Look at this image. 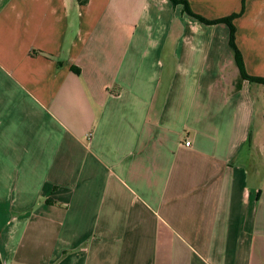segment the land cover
<instances>
[{"label": "crops", "instance_id": "0c3cea01", "mask_svg": "<svg viewBox=\"0 0 264 264\" xmlns=\"http://www.w3.org/2000/svg\"><path fill=\"white\" fill-rule=\"evenodd\" d=\"M233 24L264 78V0ZM228 40L170 0H0V264H264L263 86Z\"/></svg>", "mask_w": 264, "mask_h": 264}, {"label": "trees", "instance_id": "16d2710c", "mask_svg": "<svg viewBox=\"0 0 264 264\" xmlns=\"http://www.w3.org/2000/svg\"><path fill=\"white\" fill-rule=\"evenodd\" d=\"M170 1L173 5H182L183 11L186 15H188L189 17L197 20L198 22H200L204 25H208V26H214V25H219V24L226 25L228 27V30H229L228 46H229V48L233 54L234 61L238 67V70L240 73V78L249 84H255V85H260V86L264 87V78L251 77V76L246 74V72L244 70V65H243L241 54L235 45L236 30H235L233 22L235 19L239 18L242 15L243 9H244V0L242 1L241 10L239 13H234L228 17L213 20V21L206 20V19L202 18L201 16L194 14L190 10L186 1H183V0H170ZM76 2L78 5L84 6L87 4L88 0H76Z\"/></svg>", "mask_w": 264, "mask_h": 264}, {"label": "rangeland", "instance_id": "374dc122", "mask_svg": "<svg viewBox=\"0 0 264 264\" xmlns=\"http://www.w3.org/2000/svg\"><path fill=\"white\" fill-rule=\"evenodd\" d=\"M253 88H258L254 93V99L256 104L255 117L253 123V140L255 143H264V121H263V111H264V87L254 86ZM261 144V143H260Z\"/></svg>", "mask_w": 264, "mask_h": 264}, {"label": "built area", "instance_id": "2783aa9c", "mask_svg": "<svg viewBox=\"0 0 264 264\" xmlns=\"http://www.w3.org/2000/svg\"><path fill=\"white\" fill-rule=\"evenodd\" d=\"M186 146H189L190 144L188 143V142H186V144H185Z\"/></svg>", "mask_w": 264, "mask_h": 264}]
</instances>
